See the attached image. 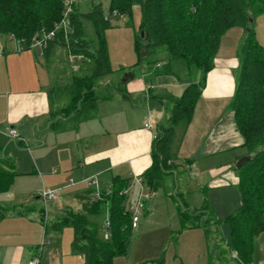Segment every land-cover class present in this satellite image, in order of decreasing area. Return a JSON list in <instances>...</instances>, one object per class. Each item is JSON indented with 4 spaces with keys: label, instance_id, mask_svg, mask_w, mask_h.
Instances as JSON below:
<instances>
[{
    "label": "crops",
    "instance_id": "obj_1",
    "mask_svg": "<svg viewBox=\"0 0 264 264\" xmlns=\"http://www.w3.org/2000/svg\"><path fill=\"white\" fill-rule=\"evenodd\" d=\"M2 37L0 153L14 159L17 174L24 173L20 169L27 158H31L32 168L26 173L42 175L45 185L54 187L62 197L59 201L50 200L54 201L50 210L44 207L38 212L33 203L27 204L24 210H17L23 205L5 198L4 209L8 211L0 218V264H29L36 254L40 264H85L81 254L71 251L72 228L45 231L44 223L49 225L68 211H80L84 202L81 196L92 190L88 184L92 177L100 191L111 186L113 177L127 179V201H135L140 186L133 178L142 177L151 165L153 134L157 126L165 122L170 108L164 100L151 96H179L193 81L188 79V82L175 84L163 79L162 75L175 76L173 61L169 73L145 70L139 78L131 75L124 83L127 99L111 92L109 99L99 101L93 118L75 127L59 113L68 102L60 89L69 84L73 76L70 80L58 81L53 69L57 57L64 53L74 63L71 55L65 48L55 46L45 57L40 47H25L12 37ZM236 47L237 44L231 45L226 39H220L213 68L205 75L190 122L180 123L175 128L170 163L173 173L164 175L163 186L151 191L152 196L145 204L138 225L132 230H141L143 225L157 222L155 218L163 213V206L167 209L168 205L169 223L174 216L179 223L168 228L175 229L184 240H178L177 249L170 253H167L168 249L164 252L162 249H129V246L126 254L113 259V264H156L160 257L164 264H209L204 230L201 227L181 229L174 195L190 209H201L203 205L211 207L216 219L231 214L220 216L221 208L217 206L228 205V198H232V187H237L238 180L235 163L246 155L243 137L230 108L239 70ZM77 60L81 63V58ZM80 65L83 69L82 63ZM72 70L78 71V64H74ZM199 76L198 80L202 74ZM149 116L153 130L144 127ZM61 118L62 123L57 127ZM11 129L15 130L16 136L9 135ZM173 181L176 186L167 201L165 187L170 189ZM37 199L41 200L38 195ZM106 207L99 214L90 215L89 221L95 224V215L102 212L105 218ZM98 230L103 237L104 230Z\"/></svg>",
    "mask_w": 264,
    "mask_h": 264
},
{
    "label": "trees",
    "instance_id": "obj_2",
    "mask_svg": "<svg viewBox=\"0 0 264 264\" xmlns=\"http://www.w3.org/2000/svg\"><path fill=\"white\" fill-rule=\"evenodd\" d=\"M133 5L139 6L141 14L134 35L137 66L145 64L146 70L163 74L170 72L171 61L182 60L189 73L194 69L202 73L201 79L188 83L179 96H151L164 100L170 108L165 122L156 128L152 163L142 174L149 191H157L163 186L164 175L173 173L170 163L175 128L180 123L190 122L205 75L213 68L222 35L232 27L243 30L230 108L249 160L239 169L234 167L238 174L240 203L224 220L229 226L230 241L224 239L221 220L214 217L207 205L190 209L181 201L178 217L181 229L201 227L204 230L209 264L252 263L254 240L264 232V47L256 39L251 22L264 14V0H109L108 11L130 17ZM63 9V0H0V37H12L30 47L33 36L50 30L61 19ZM105 16L100 4L80 12L76 1L68 18V28H60L43 49L45 57L53 47L61 46L70 55L81 58L83 73L74 75L71 82L60 89L68 97L67 104L59 110L60 116L73 122L75 127L93 118L99 101L109 99L111 92L128 98L124 84L118 83L115 87L111 84L112 91L104 94L97 83L112 72L105 39L110 22ZM85 20L92 23L95 40L87 37ZM159 52H164L165 58L158 61L153 57ZM62 118L56 123L57 127ZM16 176L14 159L0 153V194L9 190ZM128 184L127 179L113 177L111 186L101 191L99 199H90L92 190L84 193L80 211H68L57 221L49 225L44 223L45 231L71 227V251L81 254L85 264H113L116 256L127 253L133 230L127 208ZM105 206L109 220L108 239H104L88 219L92 214H99ZM7 211H0V218ZM233 252L237 259L231 257ZM156 264H164L163 257Z\"/></svg>",
    "mask_w": 264,
    "mask_h": 264
},
{
    "label": "rangeland",
    "instance_id": "obj_3",
    "mask_svg": "<svg viewBox=\"0 0 264 264\" xmlns=\"http://www.w3.org/2000/svg\"><path fill=\"white\" fill-rule=\"evenodd\" d=\"M79 2V10L80 12H86L90 7L94 4H100L104 14L109 18L110 26L105 30V39L108 48L109 60L112 72L98 80V84L101 88L102 93L108 94L111 89V84L115 87L118 83L124 84L125 81L132 76L135 78H139L140 74L146 70L145 64H140L139 66L136 65L137 63V56L134 50V35L138 31V26L141 20V14L138 5H133L131 10V16L116 14L112 15L108 11V4L109 0H77ZM84 30L87 37L95 40V32L91 22L84 21ZM251 28H253L255 32V37L258 42L264 47V14H260L254 18L251 22ZM239 32L243 35V30L240 27H232L229 28L221 39H226L228 43L231 45H236V53L239 50L242 36L239 37ZM2 39L4 37L1 36ZM61 47V46H60ZM53 60H56V57H53ZM154 59L162 60L164 58V52H159ZM54 74L57 75V80H70L71 76L82 74L83 69H81V63L77 60V57L74 58V63L70 59H68L67 55L64 53L57 57V60L54 62ZM79 66L78 71H73V65ZM172 69L175 72V76L173 75H162L163 79H168L172 83L177 82H188V79L191 81H197L199 79L198 71L194 69L192 73H187V68L185 63L182 60H174L172 62ZM160 74V73H158ZM162 74V73H161ZM202 74V73H201ZM178 76V80L176 79ZM154 75L151 76L153 79ZM107 82V83H106ZM155 83L157 81H154ZM64 99H68L67 95H62ZM26 162L24 163L23 167L20 169L23 174H17L14 178L12 185L10 186L9 190L5 193L0 194V211L4 210L6 207L7 202H5V198H8L10 202L13 201L14 204H22L23 208L18 207L17 210H24L27 204L33 203L35 208H44L46 210H50L51 205L54 204V201L47 200L46 202L39 201L37 199V195L42 188H45L48 191H56L54 187L44 183L42 179V175H29L32 163L31 158H27ZM237 162V161H236ZM236 164V163H235ZM237 173V170L234 169ZM50 178V177H49ZM50 181V179H49ZM176 184L173 181V186L169 189L165 187V192L169 196L173 194V189ZM232 191V198H228V205H224L219 210L220 216H225L226 214L232 213L239 205V192L236 186H233ZM179 193V192H178ZM62 197L60 193H58V201L59 198ZM174 199L178 202V197L174 195ZM182 200V199H181ZM5 202V203H4ZM183 203H185L182 200ZM229 204H232L231 206ZM232 208V209H229ZM212 213V208L210 207ZM223 210V211H222ZM103 214V212L101 213ZM95 215V224L96 227L104 230V215ZM169 206H163V213L157 216L155 219L158 220L154 224L150 225H143V228H140L137 231H132L130 236V248L129 249H162L164 252L168 249L167 253H170L172 249H177V241L184 240V238H179V233L177 231H171V228L168 226L174 224L177 226L179 223L177 222L175 216L172 218L171 223H169ZM174 215V214H173ZM219 220V219H218ZM225 218L221 219L220 222V229L224 239L229 242L230 241V230L227 223H225ZM205 221V218L203 219ZM220 221V220H219ZM174 222V223H173ZM177 224V225H176ZM165 226V228H163ZM160 228L159 230H156ZM212 229V228H211ZM68 231H71L68 228ZM186 237L185 239H187ZM152 244V246H150ZM162 256V255H161ZM252 263L253 264H264V232L260 234L255 240L253 244V253H252Z\"/></svg>",
    "mask_w": 264,
    "mask_h": 264
},
{
    "label": "built area",
    "instance_id": "obj_4",
    "mask_svg": "<svg viewBox=\"0 0 264 264\" xmlns=\"http://www.w3.org/2000/svg\"><path fill=\"white\" fill-rule=\"evenodd\" d=\"M77 0H63L64 3V9L62 12V17L59 21L55 22L50 30L41 32L33 36L32 43L30 47H40L42 50L47 47L49 41L54 38L55 34L59 31L60 28H68V18L70 16V13L73 10V6L76 3ZM112 15H116V12L114 11ZM107 18V16H105ZM71 57L74 59L75 57L79 58L78 56L71 55ZM144 127L150 130H153V124L151 122V116L147 118V120L144 123ZM9 135L16 136L15 130L11 129L9 131ZM155 137V133L153 134V138ZM134 181L139 184L140 190L138 193V196L135 201L128 203V212L131 217V227L132 229H135L138 225L141 213L145 207L146 202L151 198L152 193L147 188H145V184L143 182V179L141 176H134ZM88 184L90 187H92V191L90 193V199L92 201L97 200L100 198L101 191L96 188V179L94 177L88 179ZM38 197L46 202L47 200H54L57 199L58 193L57 191H48L45 188H42L40 192L38 193ZM107 208V207H106ZM106 215L104 218V231H103V238L108 239L110 237L109 232V220L107 215V209ZM231 257L233 259H237L236 252H233L231 254ZM29 264H40L39 255H34L31 260L29 261ZM240 264H253V263H243L240 262Z\"/></svg>",
    "mask_w": 264,
    "mask_h": 264
},
{
    "label": "water",
    "instance_id": "obj_5",
    "mask_svg": "<svg viewBox=\"0 0 264 264\" xmlns=\"http://www.w3.org/2000/svg\"><path fill=\"white\" fill-rule=\"evenodd\" d=\"M143 35H144V33L141 31V32H140V36L143 37ZM145 40H148V38L146 37ZM247 160H249V156H247V155L240 157V158L237 160V162H236V164H235V167H236L237 169H239V168L241 167V165L243 164V162H244V161H247Z\"/></svg>",
    "mask_w": 264,
    "mask_h": 264
}]
</instances>
